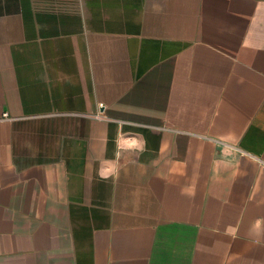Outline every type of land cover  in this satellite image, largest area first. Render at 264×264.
<instances>
[{
	"label": "crops",
	"instance_id": "1",
	"mask_svg": "<svg viewBox=\"0 0 264 264\" xmlns=\"http://www.w3.org/2000/svg\"><path fill=\"white\" fill-rule=\"evenodd\" d=\"M0 264H264V0H0Z\"/></svg>",
	"mask_w": 264,
	"mask_h": 264
},
{
	"label": "built area",
	"instance_id": "2",
	"mask_svg": "<svg viewBox=\"0 0 264 264\" xmlns=\"http://www.w3.org/2000/svg\"><path fill=\"white\" fill-rule=\"evenodd\" d=\"M3 116H4V117H7V118L10 117L9 114H8L7 112H4ZM96 116H101V115H100V114H96Z\"/></svg>",
	"mask_w": 264,
	"mask_h": 264
}]
</instances>
